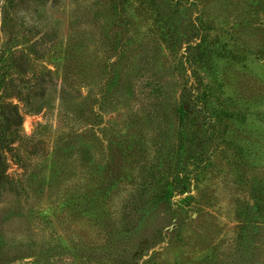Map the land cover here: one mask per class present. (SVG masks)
Segmentation results:
<instances>
[{
	"label": "rangeland",
	"instance_id": "rangeland-1",
	"mask_svg": "<svg viewBox=\"0 0 264 264\" xmlns=\"http://www.w3.org/2000/svg\"><path fill=\"white\" fill-rule=\"evenodd\" d=\"M0 136V264H263L264 0H0Z\"/></svg>",
	"mask_w": 264,
	"mask_h": 264
},
{
	"label": "trees",
	"instance_id": "trees-1",
	"mask_svg": "<svg viewBox=\"0 0 264 264\" xmlns=\"http://www.w3.org/2000/svg\"><path fill=\"white\" fill-rule=\"evenodd\" d=\"M48 35V33H47ZM52 35V34H49ZM53 36V35H52ZM44 79L42 77H38L35 79L36 87L38 88V91H36L37 94H43L44 92V85H43ZM66 93L63 91V94ZM3 106L5 107V110L3 112V131L9 132L10 129H13V132L10 133L11 139L12 137H17L18 141L21 143V137L18 138V132H17V126L21 124V116L17 110V107L15 104H11L9 102H4ZM3 111V110H1ZM157 114L159 127L162 129H166L168 126V119L166 118V113L159 112L156 110H153V113ZM80 115V113H78ZM80 117V116H79ZM71 119V118H70ZM15 135V136H14ZM5 138L3 136H0V196L5 188L6 185L11 183L10 176L6 172L7 163L4 156V149H5ZM178 158L180 160H187L188 156L184 155H178ZM251 197L254 199V209L256 210L258 215H261L263 219L261 224L258 226H255V222H253L254 217V210L253 207H248V210L245 213V219H246V225L245 230L241 233V239L239 240L241 244V248L243 247V250L246 251V256H249V254H252V249H257L260 247L264 242V191L257 196L254 195L252 192ZM262 241V242H261ZM239 247V248H240ZM261 261V260H260ZM264 261V260H263ZM264 264V262H263Z\"/></svg>",
	"mask_w": 264,
	"mask_h": 264
}]
</instances>
